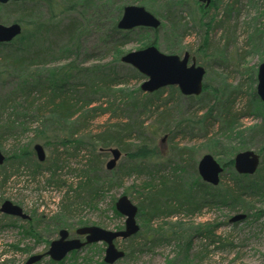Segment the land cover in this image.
Listing matches in <instances>:
<instances>
[{
	"label": "rangeland",
	"instance_id": "obj_1",
	"mask_svg": "<svg viewBox=\"0 0 264 264\" xmlns=\"http://www.w3.org/2000/svg\"><path fill=\"white\" fill-rule=\"evenodd\" d=\"M111 1L124 7L145 6L162 21V26L157 30L144 27L123 30L117 36L123 43L119 48V60L114 52H106V47L112 41L105 43L100 38L101 31H106L108 26L87 35L80 55L81 61L92 54L93 58L85 59L84 65L99 64L107 69L112 68L126 82L118 88L126 89L127 92L101 96L93 107L103 102V108L110 107L111 103L113 108L105 113L99 110L94 112V116L80 131L82 134L95 135L113 123L123 124L133 119L143 126L146 134L142 137L147 141H142L141 135L135 132L127 141L131 144L130 152L137 145L146 143L155 147L159 155L143 162L146 168L143 173H123L132 162L123 151L113 170L107 168L112 153L104 156L100 162L97 182L99 196L90 200V196L84 194L82 202L79 201L76 210L70 213H64V199L71 188L73 191L69 192V196L76 195L75 190H78L82 179L80 172L88 168L92 158L89 145H81L78 152L73 146L59 149L60 153L64 152L62 168L56 172L60 178L49 170H43L34 178L25 166L21 168L22 174L12 175L7 186L1 189L0 208L5 200H11L35 221L44 219L46 223L36 226L35 231L34 228L28 229L30 225L27 220L7 215L0 210V264H26L32 255L47 252L51 242L58 238L59 228L68 229L72 236L82 226L94 225L115 231L124 229L126 216L114 211L116 201L121 196L127 195L139 207L144 194L151 190L149 183L154 185L165 178L170 180L176 177L190 183L203 182L195 169H198L200 159L207 153L214 155L224 168L220 181L223 185L233 184L236 178L235 168L226 163L232 148L241 147L239 152L251 149L262 154L264 129L251 144L243 139L249 128L264 126V103L256 92L258 69L264 62V0ZM20 7L0 3V23H14ZM170 8L178 17L183 18L181 33L186 29L188 33L182 39L176 32L173 33L167 20ZM41 10L46 14L44 7ZM116 13L117 10L112 14ZM150 44H155L166 54L183 57L185 52H190L191 56H195L197 63L206 68L204 83L209 86L208 92L190 99L177 86H168L162 88L159 95H152V101L146 104L144 94L147 93L141 89L146 76L137 75V69L122 62L121 56ZM214 88L218 91L212 94ZM230 95L232 109L239 113V117L232 131L225 134L219 122L223 117L220 116V103ZM134 99L141 100L142 105L137 109H126L125 104L132 106ZM250 101L256 106L251 115L247 114ZM39 122L32 120L30 129L20 138L21 144L28 143L36 136L34 128ZM219 140H222V145L218 143ZM16 144L14 140L8 139L0 149L7 156ZM33 144L44 147L46 159L39 161L36 152L35 157L40 163L46 164L50 149L39 140ZM185 148L192 150V153L186 150L180 154V150ZM212 149L220 155L214 154ZM66 151L69 155L65 154ZM182 166L188 167L182 169ZM53 180L62 181L63 184L58 185ZM193 185L196 187V184ZM243 199V203L223 204L219 201L212 206H204L197 214L182 211L173 218H157L152 223L147 222L145 216L138 212L139 232L144 238H164L167 232L176 235L171 241L157 244H145L143 237H137L134 240L135 248H132L131 237L120 238L116 240V246L125 251V256L114 264H264V191L247 189ZM238 214H245L246 217L230 221ZM190 231L192 248L187 261L181 247L186 244V235ZM105 251L106 243L98 242L71 252L62 261L53 262L50 256H46L35 264H102L105 263Z\"/></svg>",
	"mask_w": 264,
	"mask_h": 264
},
{
	"label": "trees",
	"instance_id": "obj_2",
	"mask_svg": "<svg viewBox=\"0 0 264 264\" xmlns=\"http://www.w3.org/2000/svg\"><path fill=\"white\" fill-rule=\"evenodd\" d=\"M9 4L21 5L17 11L19 16L14 22L20 23L23 30L10 43H0V146H3L8 139L17 142L12 152L7 153L4 164L0 165V191L7 186L12 175L20 172L22 174L21 168L24 166L29 172L31 171L34 178L43 170H49L57 177L56 172L62 168L64 154V152L60 153L59 149L73 146L78 152L81 150V145H89L92 149V158L88 168L80 172L82 179L78 190H75L76 195L69 196V192L73 191L71 188L64 199L66 202L64 213H70L76 210L79 201L82 202L84 194L89 195L90 200H95L99 196L100 188L97 182L100 176V162L104 156L111 153L112 146L119 147L132 161L123 173H143L146 171L143 162L159 155L155 147L146 143L137 145L135 150L130 152L131 144L127 141L132 135L135 132L141 137L146 134L143 126L133 119L123 124L113 123L95 135L82 134L80 131L94 116V112L99 110L105 113L113 108V103L110 107L103 108V102L93 107L94 103L100 101L101 96L127 92L126 89L118 88L126 83L121 74L99 64L85 66L83 61L93 58L92 54L82 61L80 59L87 35L108 26L106 31H101L100 38L105 43L112 41L106 47V52H114L119 60V48L123 43L117 36L123 30L118 28L117 24L124 5L118 6L111 0H23L10 1ZM42 7L45 8L46 14L41 10ZM116 10L117 13L112 14ZM167 20L173 33L176 32L181 39L187 35V29L181 33L182 16L178 17L172 8L167 11ZM153 43L156 44V41ZM135 72L143 76L139 71ZM7 84L10 85L6 86ZM8 87L10 88L6 89ZM116 88L118 90H115ZM208 90L209 86L205 83L204 95ZM217 91L214 88L212 94ZM139 92L141 93L140 90ZM161 92V89L153 93L145 92L146 104L152 101V95H159ZM186 97L192 99L196 96ZM251 102L253 101H250L247 110L249 115L256 108ZM232 103L231 95L220 103V116L223 117L219 122L225 134L231 132L238 122L239 113L232 109ZM131 105L125 104L126 109L130 107L137 109L142 102L134 99ZM216 111L218 116V106ZM32 120L40 121L34 128L37 138L33 137L28 143L21 144L20 138L30 129ZM263 129L264 126L249 128L243 141L251 144ZM37 140L42 141L50 149V157L46 164L40 163L35 157L33 143ZM142 141L147 139L143 138ZM221 141H218L220 145H222ZM97 148L99 150H96ZM186 150L192 153V150L187 148L180 150L179 153ZM240 150L241 147L232 148L226 162L228 166L234 167V158ZM212 151L217 153L214 149ZM261 153L257 172L254 175L235 172L236 178L234 177L233 184L220 183L218 186H213L204 181L190 183L177 177L170 180L165 178L154 185L149 183L151 190L144 194L138 212L145 216L147 222L152 223L157 218H173L182 211L197 214L204 206L209 207L219 201L223 204L243 203L247 189L264 191V148L261 149ZM65 154L69 155L68 151ZM217 154L220 155L219 152ZM8 165L10 170L7 169ZM187 167L181 168L187 169ZM195 172L199 174L198 169H195ZM52 182L63 184L59 180ZM193 184H196V187ZM114 211L118 212L116 205ZM27 221L30 225L28 229L34 228L35 231H37L36 226L40 227L46 223L44 219L35 221L31 218ZM0 225H2L1 221ZM28 229L27 232L32 235ZM169 233L167 232L164 238L157 236L144 238L139 232L130 238L132 248H135L134 240L137 237H143L145 244L148 242L157 244V242L173 240L176 234ZM185 235L186 233L183 234ZM190 236L191 231L186 235V244L181 247L187 261L192 248ZM169 237L171 239H168Z\"/></svg>",
	"mask_w": 264,
	"mask_h": 264
},
{
	"label": "water",
	"instance_id": "obj_3",
	"mask_svg": "<svg viewBox=\"0 0 264 264\" xmlns=\"http://www.w3.org/2000/svg\"><path fill=\"white\" fill-rule=\"evenodd\" d=\"M10 1L23 0H0V3L6 4ZM117 26L121 30H132L138 27L157 30L162 26V21L145 6L127 5L123 9ZM22 30V25L18 22L9 25L0 23V43H10L22 33ZM121 61L132 65L146 76V80L141 85L144 92L153 93L168 86H177L185 96H199L203 92L206 68L199 65L196 57L191 56L190 52H185L183 57L178 54H166L160 51L155 44H150L123 54ZM257 79L256 92L264 103V62L259 66ZM34 148L39 161H44L46 159L44 147L41 144H36ZM110 152L112 158L108 162L107 168L113 170L122 156V151L119 148H111ZM234 160V167L239 174L253 175L260 166L261 157L260 154L250 149L239 152ZM5 161L6 156L0 149V165ZM223 170L221 163L210 153L203 155L198 164V171L202 179L214 186L219 185ZM116 209L126 216L124 229L115 231L94 225L82 226L76 229V236L71 237L70 231L63 228L59 231L58 238L51 242L47 252L32 255L26 264H35L45 256H50L52 260L59 262L71 252L98 242L107 244L105 263L114 264L125 256V251L116 246V240L130 238L140 230V225L137 223L138 206L127 195H123L117 200ZM0 210L7 215L20 217L24 220L30 219V215L11 200H5ZM245 217V214H238L230 221H238ZM82 237H85V240H82Z\"/></svg>",
	"mask_w": 264,
	"mask_h": 264
},
{
	"label": "flooded vegetation",
	"instance_id": "obj_4",
	"mask_svg": "<svg viewBox=\"0 0 264 264\" xmlns=\"http://www.w3.org/2000/svg\"><path fill=\"white\" fill-rule=\"evenodd\" d=\"M82 240H85V237H82Z\"/></svg>",
	"mask_w": 264,
	"mask_h": 264
}]
</instances>
